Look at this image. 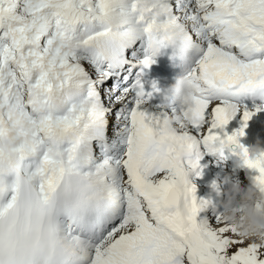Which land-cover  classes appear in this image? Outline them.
Instances as JSON below:
<instances>
[{"label": "snow or ice", "instance_id": "6c2138e0", "mask_svg": "<svg viewBox=\"0 0 264 264\" xmlns=\"http://www.w3.org/2000/svg\"><path fill=\"white\" fill-rule=\"evenodd\" d=\"M168 48L197 84L173 133L142 110L155 81L130 79ZM247 97L264 101V0H0V264H264L198 219L188 179L201 146L227 144L264 190V158L238 139Z\"/></svg>", "mask_w": 264, "mask_h": 264}, {"label": "clouds", "instance_id": "9594fccd", "mask_svg": "<svg viewBox=\"0 0 264 264\" xmlns=\"http://www.w3.org/2000/svg\"><path fill=\"white\" fill-rule=\"evenodd\" d=\"M181 69L182 72L175 78V82L164 89L162 94V108L171 109V112L159 122L158 127L167 133L179 132L181 127L188 128L196 107V81L186 69ZM173 105L176 110H173ZM230 150L243 158L239 147ZM247 156L253 160L264 158V147L259 139L247 147ZM223 183L226 188L225 198L221 203L223 211L219 214L220 221L234 226L241 238L264 247V190L256 182L242 186L228 176H225Z\"/></svg>", "mask_w": 264, "mask_h": 264}, {"label": "bare ground", "instance_id": "6f19581e", "mask_svg": "<svg viewBox=\"0 0 264 264\" xmlns=\"http://www.w3.org/2000/svg\"><path fill=\"white\" fill-rule=\"evenodd\" d=\"M138 56L140 59L143 58L142 50L138 52ZM154 59H156L154 64L159 63L158 65L160 66V68L163 69L170 77L171 84L174 83L175 78L182 72L178 61H174L172 58L164 59L160 54L157 55ZM85 67L90 72L92 71L90 66L85 65ZM142 68L143 65L137 64L136 67L132 69V75L130 79L134 80L136 73H138ZM142 83L144 84L145 91L149 92V89L147 88L143 77ZM253 102L251 101L253 107L250 108V103H243L245 106L244 110L253 112L254 114L252 115L251 119L260 117L261 122H256V124L253 125L255 136H252H254V138L249 137V133L251 131H249L248 129H244L245 135L239 137V139L245 141V145L250 143L252 144V142H254V139H260L259 132H262L261 126H264V101L256 99ZM143 107H145V111L148 114L160 117L161 119L165 118V116H167L171 112V109H163L162 106L154 103L151 99L148 100ZM173 107H175V105ZM242 114V112H238L237 115L229 121V125L225 126L224 132H226L228 135H232V132L239 130L242 126L241 124L244 123V121L242 120ZM248 128L250 127L248 126ZM221 137H223V133H221ZM230 149L231 148L228 146L223 148L222 153L220 151L209 152L207 149L201 146L200 150L202 155L201 159L199 160V167L195 171L189 172L188 174L189 181H193L195 184L193 185L195 187H201V190L198 193H194L196 198H198L199 194L203 193V189H207L202 199L205 198L204 201H207L208 204L207 207H205L204 210L199 213L198 219H202V214H206V218H214L217 216L216 214L220 209L217 208V210H214L213 207H215V203L217 202L219 204L222 203L225 198L224 192L220 193V189L222 190L223 188V191H225L226 188V185H224L223 183L225 176H230L233 182L240 180L241 184L250 185L251 183L255 182L256 174L254 173V171H252L251 168L247 167L244 164L243 159L238 154H235L236 152L231 151ZM219 159H221L220 161L222 163H219ZM222 165L225 166L222 167ZM207 166H210V169L208 171L206 170ZM197 173H199V175H197ZM234 174H236L235 177L231 176ZM190 177L192 179H190Z\"/></svg>", "mask_w": 264, "mask_h": 264}, {"label": "rangeland", "instance_id": "374dc122", "mask_svg": "<svg viewBox=\"0 0 264 264\" xmlns=\"http://www.w3.org/2000/svg\"><path fill=\"white\" fill-rule=\"evenodd\" d=\"M144 106V105H143ZM142 106V110H145V107H143ZM250 107H253V105L250 103L249 104V108ZM258 123L259 122V120H256V119H250V120H248V122H247V127L246 128H244L245 130L246 129H248L249 131H251L250 133H249V137H253L254 138V136H255V132L253 131L254 130V127H253V125L255 124V123ZM253 123V124H252ZM241 125H243V124H241ZM248 126L250 127V128H248ZM253 128V129H252ZM261 130H262V132H259L260 133V139H259V141L261 142V146L262 147H264V126H261ZM235 132V131H234ZM252 135H254V136H252ZM239 139V138H238ZM239 140H241V139H239ZM257 140L256 139H254V142H252V144L253 143H255ZM244 144H243V143ZM239 143L240 144H242V145H244L246 148L249 146V145H251V143L250 144H246L245 145V141H239ZM217 146H218V143H217ZM221 159H219V163H222L221 161H220ZM223 166H225V165H222V167ZM252 169V168H251ZM252 171H254V173L256 174V177L259 175V173H258V171L256 170V169H252ZM235 172V171H234ZM231 176H236V174H234V175H231ZM228 177H230V176H228ZM190 179H192L191 177H190ZM234 182H237V183H240L241 184V181L239 180H237V181H234ZM191 184L193 185L194 184V182L193 181H191ZM195 185V184H194ZM242 186H248L247 184H241ZM224 189L222 188V190L220 189V193H223L224 191H223ZM203 194H205L204 192L203 193H201V194H199L198 195V198H196V200H197V202H199L200 201V199L201 200H205V198L204 199H202L203 198ZM217 206V207H216ZM217 208H219L220 210H219V212L216 214L217 216H219V214L223 211V209H222V207H221V205L217 202V203H215V207H213V209L214 210H217ZM210 210V209H209ZM210 216V215H209ZM201 218H205V216H203V217H201ZM209 218V217H208ZM215 218V217H214ZM234 250V249H233Z\"/></svg>", "mask_w": 264, "mask_h": 264}, {"label": "water", "instance_id": "95a60500", "mask_svg": "<svg viewBox=\"0 0 264 264\" xmlns=\"http://www.w3.org/2000/svg\"><path fill=\"white\" fill-rule=\"evenodd\" d=\"M234 147V146H233Z\"/></svg>", "mask_w": 264, "mask_h": 264}]
</instances>
